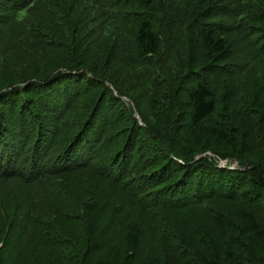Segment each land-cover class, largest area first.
<instances>
[{
    "label": "trees",
    "instance_id": "16d2710c",
    "mask_svg": "<svg viewBox=\"0 0 264 264\" xmlns=\"http://www.w3.org/2000/svg\"><path fill=\"white\" fill-rule=\"evenodd\" d=\"M0 243L264 264V0H0Z\"/></svg>",
    "mask_w": 264,
    "mask_h": 264
},
{
    "label": "rangeland",
    "instance_id": "374dc122",
    "mask_svg": "<svg viewBox=\"0 0 264 264\" xmlns=\"http://www.w3.org/2000/svg\"><path fill=\"white\" fill-rule=\"evenodd\" d=\"M162 90H164V92H165V91L168 92V86H163V87H162ZM134 116H135L136 118L138 117L136 112H135V115H134ZM224 163H225V162H223V163H221V164H224ZM0 247H1V243H0ZM160 260H161V258H160ZM9 264H10V262H9Z\"/></svg>",
    "mask_w": 264,
    "mask_h": 264
}]
</instances>
